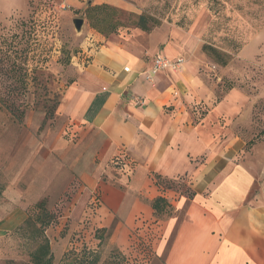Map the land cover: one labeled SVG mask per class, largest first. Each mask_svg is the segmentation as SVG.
<instances>
[{
	"label": "crops",
	"instance_id": "1",
	"mask_svg": "<svg viewBox=\"0 0 264 264\" xmlns=\"http://www.w3.org/2000/svg\"><path fill=\"white\" fill-rule=\"evenodd\" d=\"M64 2L82 7L80 0ZM102 2L116 0L94 1ZM247 21L255 25L253 37L258 21ZM157 31L159 35L140 32L127 40L89 33L78 56L90 59L61 112L71 133L81 132L85 140L77 152L60 143L54 153L62 155L64 169L85 183L83 191H99L96 229H108L110 243L119 249L152 216L150 203L161 195L154 176H186L195 195L174 202L176 211H185L181 221L174 217L165 224L156 249L164 264H264V154L256 146L252 153L239 155L244 142L227 120L241 110L245 96L234 90L214 104L213 92L198 71L201 59L183 57L184 40L190 36L173 29L168 40ZM94 40L100 42L96 51L91 49ZM158 56L185 60L180 70L159 71L148 80ZM115 158L124 162L121 176L109 171ZM53 169L48 173L52 184ZM103 174L109 178L102 179Z\"/></svg>",
	"mask_w": 264,
	"mask_h": 264
},
{
	"label": "rangeland",
	"instance_id": "2",
	"mask_svg": "<svg viewBox=\"0 0 264 264\" xmlns=\"http://www.w3.org/2000/svg\"><path fill=\"white\" fill-rule=\"evenodd\" d=\"M94 1L80 0L82 7L77 9L64 0H0V33L24 34L25 40L30 37L21 46L29 51L24 64L27 74L24 95L8 94L11 80L0 74V94L14 100L24 111L21 123L13 122L6 111H0V185L4 188L0 196V264H31L28 252L32 246L23 233L16 232L17 223L22 217L24 222L42 199L47 200L48 210L56 216L55 223L45 232L53 264H61L60 259L69 250L79 252L83 247L98 245L95 214L100 193L97 189L91 194L83 191L85 183L72 171L64 169L62 155L54 153V147L60 143L69 144L72 152H77L83 144L79 142L85 140L81 132L71 133V126L61 112L63 100L84 70L82 65L86 66L84 57L77 60V55L86 48L89 33L95 32L84 17L88 4H108L119 9L117 4L120 3L125 13L153 17L159 25L150 32L159 35L157 30L161 29V35H168V40L173 29L189 35L184 40L188 49L183 57L201 59L198 71L213 92V103H220L234 90L245 96L241 110L227 119L234 135L244 142L239 155L252 153L256 146L258 153L264 154V0H218L216 13L208 9V0ZM247 18L258 21V34L253 37L255 25ZM23 19L29 23L22 29L20 21ZM75 19L83 21L80 30L75 28ZM140 32L146 33L129 25L107 37L114 35L127 40ZM204 43L230 54L228 64L224 67L215 64L202 52ZM93 44L96 51L100 42L94 40ZM67 57L69 62L65 63ZM219 120L225 122L226 118L219 117ZM85 162L88 166L89 160ZM109 165L114 175L123 174L122 159L115 158ZM53 167L54 184L49 183L48 178ZM108 176L103 174L102 179ZM63 178L66 183L56 186ZM170 180L174 183L168 185L170 189L165 190L163 196L172 205L171 212L152 213L149 219L142 220L129 235L125 249L110 243L109 231L101 247L102 259L112 247H117L125 255L127 264H164L156 249L162 241L166 222L174 217L178 221L183 219L185 208L176 211L173 205L181 197L188 199L184 191L191 185V178L186 176ZM13 218L14 223H9ZM172 237L173 233L165 238L164 252Z\"/></svg>",
	"mask_w": 264,
	"mask_h": 264
},
{
	"label": "trees",
	"instance_id": "3",
	"mask_svg": "<svg viewBox=\"0 0 264 264\" xmlns=\"http://www.w3.org/2000/svg\"><path fill=\"white\" fill-rule=\"evenodd\" d=\"M208 1V9L216 13L218 10L217 6L219 5L218 0ZM84 17L92 30L105 37L116 34L120 28L128 27L129 25L146 33H149L154 27L159 25L158 20L146 14L134 15L132 13H125L108 4H88L84 10ZM28 23L29 21L25 19L20 21L22 29L24 26L27 27ZM28 39L30 37H27L25 40L24 34L8 35L4 32L0 33V74L6 75V79L11 80L8 86V94H13L14 97L18 96V94L24 95L27 89V74L24 64L27 63L29 51L27 47L21 46ZM91 49L93 50V47ZM201 50L218 66L224 67L229 62L230 54L208 43H204L201 46ZM82 56L85 57L87 63L90 57L86 56V54ZM82 56H78L79 59ZM68 59L67 57L65 63L69 62ZM83 65L85 66V64ZM0 111H6L13 122H22L24 111L20 110V106L16 105L14 100H7L1 94ZM154 179H158L154 184L162 193L151 201V209L154 215L164 212L169 213L173 207L163 196V192L170 189L168 185L174 182L160 175H155ZM160 187L162 188L161 190ZM3 190V186L0 185V196ZM184 194L188 199H191L195 195L194 191L189 187L186 188ZM55 221L56 216L47 208V200L42 199L34 205L33 212H30L25 221L18 225L19 227L16 229V232L23 233L32 246L28 252L31 264H53L54 257L45 232ZM108 236V229H97L95 238L98 240V245L96 248L83 247L79 252L77 250H69L60 259L61 264H127L125 255L117 247H112L104 259H102L101 247Z\"/></svg>",
	"mask_w": 264,
	"mask_h": 264
},
{
	"label": "built area",
	"instance_id": "4",
	"mask_svg": "<svg viewBox=\"0 0 264 264\" xmlns=\"http://www.w3.org/2000/svg\"><path fill=\"white\" fill-rule=\"evenodd\" d=\"M84 60L85 57H84ZM184 60L182 58H177L176 60H169L165 57L158 56L155 58L152 68L147 72L146 78L148 80H153L156 73L159 71H178L181 68ZM124 72H128L129 68L125 67ZM138 103H142L141 100H137Z\"/></svg>",
	"mask_w": 264,
	"mask_h": 264
},
{
	"label": "water",
	"instance_id": "5",
	"mask_svg": "<svg viewBox=\"0 0 264 264\" xmlns=\"http://www.w3.org/2000/svg\"><path fill=\"white\" fill-rule=\"evenodd\" d=\"M82 20L81 19H75L74 20V25H75V28L77 29V30H80V27H81V25H82Z\"/></svg>",
	"mask_w": 264,
	"mask_h": 264
}]
</instances>
